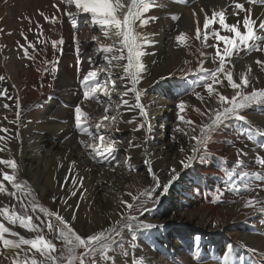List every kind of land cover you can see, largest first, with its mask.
I'll use <instances>...</instances> for the list:
<instances>
[{
  "label": "bare ground",
  "instance_id": "6f19581e",
  "mask_svg": "<svg viewBox=\"0 0 264 264\" xmlns=\"http://www.w3.org/2000/svg\"><path fill=\"white\" fill-rule=\"evenodd\" d=\"M52 1L54 0H0V30H2L0 31V61L4 71L7 73L8 77L6 78L9 79L12 86L15 85L14 89L17 92V95L13 96L12 99H8L10 95L0 96V128L8 129L7 134L0 132V135H6V148L4 152H0V159H14L17 162L18 169L23 168L42 194L46 191V186L44 185L46 181L52 187H56V179L51 178V175L55 173L58 174V179L62 180V183L68 187L71 180H76L77 175H79L85 179L87 189L88 187H94V191L99 192L101 183L113 178L119 171L117 173L114 171L110 157L107 160L98 158L91 149L85 148L80 143V141L92 142V138L87 133L76 130L73 122L62 119L64 117L72 118L74 105L77 103L80 104L82 109L84 104L89 105V109H87L89 111L86 113L92 122H97L103 117L105 104L98 103L96 100L85 101L83 94H81L83 89L80 80H82L87 70L94 69L104 63L102 54H98V44L92 40V37L96 36L104 43H111V41H105L98 28L85 24L83 17L77 18V27L62 12L63 21L60 32L55 33L54 36L56 38L62 37L64 40L59 70L53 85L51 82L43 83L44 68H41L38 63H32L33 61L30 59H23V49L20 45L28 47V40L40 36L43 26L46 29L50 27V24H44V18L39 15V12L43 11L46 13L51 10ZM189 1L191 0H156L158 7L155 8V16L159 17V19L157 23L148 24L147 27L142 29L143 33L148 34L149 39L155 41L153 47L158 53L160 60L159 67L154 72L155 77H152V80L147 85H151L153 80L163 75H175V77L179 74L183 75L201 57L199 41L195 39V36L192 37L190 33H196L197 27L201 28L202 24H204L202 20L204 19V14H202L200 8L206 5L212 6L216 2L218 3L219 0H199L194 4L188 3ZM57 3H60V0H57ZM64 7L61 4V8L63 9ZM245 8L252 9V18L257 23L260 20H264V3L261 0L246 4ZM233 11L234 9L231 10V12ZM243 15L244 13H241V20ZM232 16L236 21L237 17L235 15ZM180 21H183V23ZM178 22L183 25L181 26L182 30L189 32L187 36L185 35L186 40L183 44L175 39V30H177ZM55 25L52 24L50 30L46 31L47 34L53 33L52 28ZM22 32L24 36L21 35ZM74 35L76 40L79 41V58L82 61L79 72L77 70ZM25 36L27 40H25ZM203 44L206 47V45L215 43L210 37L206 42L203 38ZM220 45L223 46V43ZM208 48L215 51L213 47ZM147 49L149 50L150 48ZM261 56H264V53H246L235 60V67L239 72H246L251 66L250 77H252L253 71L256 72L254 69L257 66L255 60ZM36 57L38 58L37 60H41L44 57V53L40 52ZM89 57L92 58L91 63H89ZM202 58L204 59L205 56ZM38 68L41 70L38 71ZM253 83L257 85L261 81L259 80L258 83H255L253 80ZM41 84L44 86L40 87ZM49 84L52 86L48 87ZM169 84H162L161 95L152 94L153 96L151 97L154 105L153 109H157L156 124L161 131L158 135V145L153 150L157 153V156L161 157L162 162L160 163H164L166 160L178 163L179 160L185 158L186 153L180 151L182 147L186 149V152H190L189 138L184 136L183 133L176 131L178 126L184 127L186 130L188 128L178 119L180 115L176 113L179 98L183 93L182 91L168 88ZM4 88L3 82L0 81V91H3ZM219 90L224 92L221 87ZM77 92L81 93L78 94ZM17 97L20 99V109L15 107ZM131 97L132 105H134L136 102L134 101L135 94L132 93ZM100 100L103 101L102 95ZM113 101L115 102L114 99ZM5 104H8L9 107L5 108ZM205 104L209 105V102H205ZM25 106L29 111L27 121H24L23 117ZM195 110V108H189L185 114L187 119L196 122L193 125V127H196V132L191 134L199 135V126H202L203 118ZM17 111L20 112L21 119L19 126L11 123V121L16 119ZM131 111L133 110L131 109ZM259 111L260 106H252L244 113L257 119L264 127V116L258 113ZM135 112H139V110L136 109ZM111 114L110 108L108 115L111 116ZM90 131L95 133V128L90 127ZM101 134L108 136L109 131H103ZM225 134L224 130L218 131L210 141L209 147L212 149L222 148L224 146L222 138ZM53 135H60L66 140L62 144L56 143L52 139ZM7 137H12V139H7ZM183 140H187L188 146ZM3 146H5V141H0V147ZM99 147L105 149V144H99ZM228 156L234 159L236 152L230 150ZM221 164L222 161L218 155L210 157L206 154L202 161L198 162L194 169L188 172L184 180L178 185V188L169 193L167 208L170 213L166 215L169 219H166V223L164 222L169 228L177 224L185 229H204L209 233L224 230L226 237L230 238L238 236L237 231L240 229L238 225L240 222L236 220V224L231 225L230 221L237 216L240 204L217 206L214 202L212 191L215 187V181L208 178V174L217 171L218 166ZM74 166L75 168L73 169ZM6 168L9 169V173L13 172L11 168ZM75 169L77 174H72ZM170 169H167V172H160V179L169 175ZM0 170L1 172L3 171L1 167ZM196 170L201 172V175ZM224 172L225 169L223 167L221 173ZM202 173H204V176H202ZM255 183H264V177L261 180L255 179ZM59 197H61V193H58L56 200ZM253 216H256V214H253ZM117 219H119V215H116V218L113 217L111 221L114 222ZM252 228L254 229L251 232L253 248L261 255H264V235L261 234V224ZM169 241L171 242L173 259L165 264H178L177 259L183 260L179 264L188 261V248L182 242V239L175 236L169 238ZM219 246L223 251V258L226 264H234L235 258L232 250L227 249L225 244H220Z\"/></svg>",
  "mask_w": 264,
  "mask_h": 264
},
{
  "label": "snow or ice",
  "instance_id": "6c2138e0",
  "mask_svg": "<svg viewBox=\"0 0 264 264\" xmlns=\"http://www.w3.org/2000/svg\"><path fill=\"white\" fill-rule=\"evenodd\" d=\"M249 3H255L256 0H248ZM264 3V0H261ZM61 4L65 7L62 9ZM57 12H63L64 16L70 20L74 26H77V18L83 17L85 24L98 28L102 33L105 41H111V43L101 42L96 36L92 37V40L98 44V54H102L103 61L105 63L100 64L94 69H89L86 74L83 75L80 84L83 89V99L85 101L96 100L98 103H104L100 100V96L107 97V104L103 111V117L97 121L92 122L87 113L82 109L79 103L74 105V121L76 127L82 132L87 133L92 138V142L80 141L85 148H89L95 154L96 157L107 160L109 157L115 161V144L117 143L111 137L101 134L103 131L111 129V123H105V121H114L116 116H109V109L113 107L114 101L112 100V92L117 89V80L124 83V87L127 89L123 93H119L121 96V104L127 105L129 109H138L141 117H147L148 112L145 106L141 103L142 90L137 88L141 74L146 71L144 64L142 63V57L147 53L144 50L146 46L151 47L155 44L154 40L149 39L148 34L143 33L141 30L150 22L156 21L159 17L146 16L145 14L154 7H158L156 0H60V3H53L51 5ZM235 9L239 10L233 13L237 17L235 23L226 22L224 11H213L211 18L205 12V19L203 24V36L206 42L210 37L214 38L216 43L212 45H206L207 47L215 48V56L213 57V63L218 60V67L214 70H208L203 67V60H200L201 67L197 70L199 75L200 85L206 89L210 98L216 101V106L207 107L204 111L196 109L195 111L201 118L207 116V122L202 123L199 126V135L190 134L184 127H177L176 131L183 133L184 136L189 138L190 152H186L185 148H181L180 151L186 153L185 158L178 161L180 167L186 173L190 169H194L195 162L201 160L207 153L208 144L213 138V134L217 133L223 125L227 122L235 120L243 123H248L243 110L252 105H264V88L257 89L254 86L253 80L250 79V73L252 71L251 66L246 72L239 73V82L234 79L233 69L235 63L231 60V57L235 53L239 56L241 51L245 53H264V20H260L258 23L252 18V9L245 8L244 3H235ZM204 11V9H202ZM241 13H244L241 20ZM195 14V13H194ZM39 15L44 18L45 21L56 24L61 22L57 16L51 18L43 11L39 12ZM218 24L219 29L232 35H221L220 31L215 29L213 25ZM39 27V25H38ZM241 28L243 31H241ZM211 29V31H209ZM2 31V30H0ZM24 36L23 32L21 33ZM201 37V29H196V39ZM27 40V37H24ZM39 39V38H38ZM176 41L183 44L186 37L183 33L175 37ZM75 48L77 52V70L80 71V65L82 61L79 58V41L76 40V36H73ZM19 44V42H17ZM223 43L221 49L220 44ZM64 40L53 39L51 46L53 49V59H44L41 61L44 65H51L50 69L45 67L43 71L52 74L55 79V74L58 71V60L55 58V53L59 51L62 54V45ZM23 49V57L36 61V55L30 54L29 48L33 53H37L38 49L32 42H28V47L20 45ZM204 55L203 52L200 53ZM89 63L92 62V58H88ZM121 61H126L121 64ZM187 63V62H186ZM255 64L259 66L261 71H264V56H261L255 60ZM231 65V66H229ZM122 68L123 75H119L113 78V70ZM40 71L41 69H37ZM104 75L102 79L101 76ZM161 79H164L161 77ZM5 80L3 75H0V81ZM226 81V85H225ZM131 87H128V85ZM230 88L232 94L228 95L218 90L215 86ZM44 85L41 84L40 87ZM52 85L49 84L48 87ZM15 88V85L12 86ZM129 92L135 94V104L129 105L128 100L123 99V96H127ZM197 97L203 101V97L199 93H196ZM0 96H7V89L0 91ZM12 99V97H8ZM5 108L9 105L5 104ZM15 107L20 109V99L17 97L15 101ZM120 105H115V108H119ZM180 115L178 119L188 128L191 133L196 132L195 121L186 118L185 103L181 102L178 105ZM131 122V121H130ZM17 126L21 124L20 112L17 111L16 119L11 121ZM90 127L95 128V133L90 131ZM145 127L143 123L139 124L133 131H137L140 128ZM119 129H117L118 131ZM149 126V131H150ZM0 132L8 133V129L0 128ZM260 136H264V131L259 132ZM12 139V137H7ZM248 139L251 140L252 136L249 134ZM0 141H5V146L0 147V152H4L6 148V135H0ZM99 144H105V149L99 147ZM129 148L140 147V145H133L129 141ZM239 155H246L243 150H238ZM147 163V162H145ZM255 163L264 168V157L257 156ZM0 164L5 165L13 170L12 174L3 172L2 179H0V192H6L4 187V181L11 184L12 189L22 190L25 187L23 181L18 180L16 170L18 169L17 162L14 159H0ZM243 161L237 159L236 165L238 174L242 178L254 177L256 180L262 179V174L259 172H250L240 170V165ZM146 173L150 175L152 185L139 196L128 193L132 202L121 200L122 211L119 213V219L110 223L99 232L92 234H79L73 227L71 221L76 219L75 211L70 214L69 219H65L64 215H61L59 210L49 211L43 206H38L34 201L31 202V211L35 214L37 208L39 211L47 214V221L40 220L39 216H36V220L40 223L33 222V215L28 214V205L24 203L23 198H17L22 212L18 213L15 210V206L10 211L7 206L0 209V216H3L9 224L15 226L19 224L21 228L27 229L29 233H35L34 238H25L24 235H20L19 232L12 231L9 227H6L4 223L0 222V242H2L5 248L11 247L20 249L24 252L23 261H16V264H116V260L113 255L109 253L114 251L118 246L124 233L127 232H144L158 229L161 225L152 223L147 220L146 214L155 211L156 208L162 203V196H167L170 189L181 178V173L177 171L175 167L169 170V175L161 180L149 165L146 168ZM232 173L229 174L231 176ZM83 178H81L82 180ZM71 183L75 186L76 180H71ZM247 190L251 191L253 188L250 185L245 186ZM256 187L264 190V184H258ZM76 191L71 193L72 196H76ZM9 195L16 197V191L9 193ZM222 196L223 193H220ZM143 197L144 199H140ZM53 201L56 202V197H53ZM63 204L67 208H72L71 204H68L67 199H64ZM151 203V207H149ZM262 202L256 197H249L245 203V208H257L258 204ZM79 205H76L78 208ZM259 213L264 214V206L257 208ZM136 214H133V213ZM54 217L57 222L53 224L51 218ZM47 228L48 232L55 233V240L61 242V246L57 248L52 239H47L44 235V228ZM5 234H9L18 239H7ZM194 243L199 242L201 237L195 235L192 237ZM30 246L28 251L35 250L39 253L42 259H37L35 255L28 256V252L24 251L22 246ZM231 250V245L226 246ZM58 253V254H57ZM20 253H17L19 256ZM261 264H264L262 260Z\"/></svg>",
  "mask_w": 264,
  "mask_h": 264
},
{
  "label": "rangeland",
  "instance_id": "374dc122",
  "mask_svg": "<svg viewBox=\"0 0 264 264\" xmlns=\"http://www.w3.org/2000/svg\"><path fill=\"white\" fill-rule=\"evenodd\" d=\"M198 1L199 0H191L188 3L194 4ZM52 2L57 3V0H54ZM235 3H244L245 5L249 4L248 0H219L218 3L216 2L212 6H202L200 8V11L202 12V14H204V19L205 12H207V15L209 16V18H211L213 11H224L226 22L235 23V20L232 16V13L237 11V9H235ZM155 8L156 7L149 10V12H147L145 15L148 17L155 16ZM50 9L51 10L47 11L45 15L49 16L50 18L55 15L60 18L61 22L56 23L55 27L52 28L53 33L47 34L46 31L48 29L50 30L52 23L44 20V24H50V27L46 29L45 26H43L42 34L40 36L28 40V42H32V44H34L38 49L37 53H33L32 49L29 48L30 54L37 55L40 52L44 53V57L41 60H37L38 58H36V61L32 63H38L41 68L48 67L49 69L51 65H44L41 63V61H43L44 59H53L54 53L51 46V41L53 39L60 40L62 38H56L54 36L55 33L57 34V32H60L61 23L63 21L62 12H57L53 7H50ZM202 9H204V11H202ZM232 9H234L233 12H231ZM204 19H202L203 22ZM180 22L183 23V21ZM153 23H157V20L150 22L149 24ZM181 26L183 25L179 24L178 22L176 26L177 30H175V36L181 33L186 36L189 34V32L182 30ZM145 27H147V25ZM213 27L219 30L221 35H232L224 32L222 29H219L218 24L213 25ZM200 29L202 39L200 37V39L198 40L200 45L199 51L200 53L203 52L204 55L198 58L197 63L193 67H191L188 72L183 73V75L179 74L177 77H175V75H163L153 80L151 85L147 84L150 80H152V77H155L154 72L158 69L160 60L158 53L153 46L145 47L144 50L147 54L142 57V63L144 64L146 71L141 74L142 79L137 85V88L142 90L141 102L148 112L147 117H141L139 115V112H135L136 109H132L133 111H131V109H129L127 105L121 104V96L119 95V93H123L127 90L124 87V83L127 82H121L117 80V89L111 94L112 100H115L113 107H111V116H116V119L114 121H105V123H111L112 127L110 130H108V137H111L114 141L117 142L115 144V156L117 159L115 161H111L114 171H116V173L117 171L119 172L113 178H110L108 179V181L101 183L99 192H95L94 187H88L87 189L85 179L83 178L81 180V177L79 175H77V179L75 178L77 181L75 186L70 183V186L68 187L62 183V180L58 179V174L55 173L54 175H51V178L56 179V187H52V185L48 181H46L44 184L46 186V191L42 194L41 191H39L33 184L31 178L25 173L23 168H20L16 170V175L18 180L24 182L25 187L22 190H14L12 189L9 182L4 181V187L7 189V191L0 192V209L7 206L11 211L13 209V206H15V210L20 213L23 211V209L20 208L17 198H23L24 203L28 205V214L33 215V222L35 223H40V221L36 220V216H39L40 220L44 221H47L48 217L46 213H42L39 211V207L37 208L35 214H33L31 211L32 201H34L38 206L47 208L50 212L59 210L60 214L64 215L65 219H69L70 214L75 211L76 219L71 221L74 229L79 234H92L103 230V228L112 223L111 220L113 217L116 218V215H119V213L123 210L120 203L121 200L132 202L130 201L131 197L128 195V193L139 196L140 193L151 187V177L146 173V168L149 165L152 167L158 177L160 172H167V169H170L172 166H174L177 171L181 173V178L177 182H175L169 193H172V191L178 188L180 182L184 180L185 176L189 171H191V169L185 173L184 170L181 169L179 163L171 160H166L164 161V163H160L162 162L161 157L157 156V153L153 151L154 147L158 145V135L161 131L156 124L157 109H153L154 105L152 103L151 97L153 96L152 94L161 95L162 84L170 83L168 85V88H172L175 91H182L183 95L179 98L178 105L181 102H184L186 106L185 112L189 108H195L204 111L207 107L214 108L216 106V101L209 97L206 89H204L199 82L200 74L197 70L201 67L199 63L200 60L204 61L203 67L208 70H214L216 67H218V60L216 61V63H213L215 51L210 50L203 44V24ZM209 31H211V29ZM241 31H243L242 28ZM190 35H192V37L195 36L196 39V33H190ZM212 39L213 42L216 43L215 39ZM220 47L221 49L223 48V46L221 45ZM147 48L150 49L148 50ZM244 54H246L244 51H241L239 53V56L234 53L231 57V60L235 63V60L238 57L243 56ZM60 55L62 54L59 51L55 53V58L58 60V70L61 59ZM204 56L205 58L203 59L202 57ZM22 58L25 59L23 55ZM125 62L126 61H121L120 63L123 64ZM1 64L2 62L0 61V75H3L5 77V80L1 82H3L4 84V89H7V95L13 97L17 95V92L12 87L9 79L6 78L8 77L7 73L6 71H4ZM254 69L256 70V72L253 71L252 77L250 78L253 79L255 83H258L259 80L261 81V83L264 82L262 81L264 80V71H261L259 66H256ZM57 73L58 71L55 74V78L57 76ZM239 73L240 72L235 67L233 69V76L234 79L237 80V82H239ZM119 75H123L122 68L114 69L113 78ZM161 77H163L164 79H161ZM101 78L103 79L104 75H102ZM54 81L55 79H53L50 71L44 72L42 80L43 83L51 82L53 85ZM261 83H258L254 86L257 89L264 88V83ZM128 87H131V85L129 84ZM215 87L219 90L221 86L216 85ZM221 88L224 90L225 94H232V90L230 88ZM77 93L80 94L81 92ZM196 93H199L200 96L204 98L203 101L197 97ZM81 94H83V91ZM131 94L132 92H129L127 96H123V99L128 100L129 105H132ZM102 98L104 104L106 105L108 98L104 96H102ZM205 102H209V105L205 104ZM115 105H120V107L117 109L115 108ZM26 106L24 108L25 113L23 115L25 119L24 121L28 120L29 115V111L27 110ZM252 106H260V111L258 113L264 116V105ZM88 107V104H84L83 110L85 112L89 111L87 110L89 109ZM250 107H248L247 110ZM247 110H243L242 114L245 115L248 123H243L235 120L227 122L220 129L226 132V134L223 135L222 138L224 146L222 148L212 149L209 147V142L206 153L210 157L218 155L222 161V164L218 166L217 171L208 174V178L212 181H215V187L212 190L215 204L217 206H221L223 204H240V210L237 216L230 221L231 225L236 224V220L240 222L238 224L240 227V229H238L237 231L238 236L236 238H230L226 237V233L224 230L216 233H209L204 229H185L184 227H179L177 224L174 225V227L169 228V226L165 224V221L169 219L166 215L170 213V210L167 208L169 201L168 193L167 196H162V203L156 208L155 211L146 214V218L148 221L161 225V227L144 232L126 231L122 237L121 243L115 247L114 251H111L109 253L110 255L114 256L116 264H165L166 262H169L171 259H173V255L171 252V242L169 241V238H173L175 236H178L180 239H182V242L187 246L189 252L188 261L182 262L181 264H226L223 258V251L219 246L220 244L232 246L231 250L233 252V257L235 258L234 264H261L262 260H264V255H261L253 248L251 232L254 230L252 228L253 226H258L259 224H261V234L264 235V214L257 211L258 207L264 206V190L256 187L258 183H255L254 177L242 178L238 174L236 165L237 159L239 158L243 161V164L240 165V170L259 172L262 174V177H264V168H261L260 165L255 163V158L257 156L264 157V136L259 135L260 131H264V127L257 119L246 115L244 112ZM176 113L182 115V113H180L179 111L178 106ZM62 120L73 122L75 125L74 115L72 116V118L64 117ZM205 122H207V116L203 117L202 123ZM141 123H143L145 127L140 128L137 131H133V129L137 128ZM149 126L151 129L150 131ZM75 128L76 130H79L76 125ZM117 129L119 130L117 131ZM187 130L191 134V130L188 128ZM215 134L216 133H214L213 136ZM249 134H251L252 136L251 140L248 139ZM52 139L59 144L64 143L66 140L60 135H53ZM129 141H131L133 145H140V147L129 148ZM183 141L187 145V140ZM229 149L236 152V156L234 159L228 156V153L230 151ZM238 150H243L246 155H239ZM202 159L197 160L195 162V165L198 162H201ZM0 167L3 169L2 172L0 170V179H2L3 172H8L9 169H7L2 164H0ZM223 167L225 169V172L221 173ZM74 168L75 166L73 167V169ZM196 172L201 175V172H199L198 170H196ZM230 173H232L231 176H229ZM9 174H12V172ZM72 174H77L76 169L72 171ZM202 176H204V173H202ZM166 177H163L162 179L164 180ZM246 185H250L253 190H247L245 187ZM13 191H16V197L9 195V193ZM73 191H76V196L71 195ZM58 193H61V197H59V199L54 202L53 197H56L57 199ZM220 193H223V195L221 196ZM249 197H256L262 203L258 204L257 208H245L244 203ZM64 199H67L68 203L73 207L67 208V206L62 202ZM140 199L144 198L140 197ZM76 205H79V207L76 208ZM148 206L151 207V203H149ZM133 214L136 213L134 212ZM253 214H256V216L252 217ZM237 217L239 218L237 219ZM51 220L53 224L56 225L57 222L55 221V218L52 217ZM0 222L4 223L5 226L9 227L12 231H16L19 232L20 235H24L25 238H34L35 236V233H29L27 229L21 228L19 224L15 226L9 224L6 220H4L3 216H0ZM194 234L201 237L199 242L194 243L192 239ZM44 235L47 239H52L57 248L61 246V242L55 240L54 238L55 233L48 232L46 227L44 228ZM208 235L209 237L207 238ZM5 236L7 239H18V237H13L9 234H5ZM29 247L30 246L27 245L22 246L24 251L28 252L29 257L35 255L38 260L42 259L39 253H36L35 250L28 251ZM18 252L20 253L19 256H17ZM23 259V251L11 247L5 248L2 242H0V264H16L17 260L23 261ZM177 261L179 264V262L183 260L177 259ZM99 264H103V262L101 261L99 262Z\"/></svg>",
  "mask_w": 264,
  "mask_h": 264
}]
</instances>
